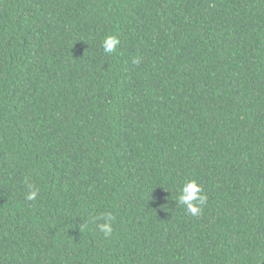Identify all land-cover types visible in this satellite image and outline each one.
<instances>
[{
  "label": "trees",
  "instance_id": "obj_1",
  "mask_svg": "<svg viewBox=\"0 0 264 264\" xmlns=\"http://www.w3.org/2000/svg\"><path fill=\"white\" fill-rule=\"evenodd\" d=\"M0 264H264V0H0Z\"/></svg>",
  "mask_w": 264,
  "mask_h": 264
},
{
  "label": "clouds",
  "instance_id": "obj_2",
  "mask_svg": "<svg viewBox=\"0 0 264 264\" xmlns=\"http://www.w3.org/2000/svg\"><path fill=\"white\" fill-rule=\"evenodd\" d=\"M109 39H113V38H109ZM104 51H105L106 53H112V52H114V51H115L114 45H113L112 43H108V44L106 45V47L104 48ZM189 184H195V185H196V183H195L194 181H193V182H188L186 185H189ZM29 187L31 188V186H29ZM184 188H185V187H184ZM184 188H183V189H184ZM199 189H200V188H199ZM200 190H201V189H200ZM200 192H201V191H200ZM36 195H37L36 191H30L26 198H27L28 200H34V199L36 198ZM196 200H198V201H199V204L202 205V204H204V203L206 202V197L200 195V193H199V194H198V198H197ZM180 203L186 205L188 211H189L192 215H196V214L198 213V211H199L198 207L188 205V204L185 202L183 195H181V197H180ZM104 219H105L106 222H105L104 224L99 225V228H100V230H101V231L107 236V235H110L111 232H112V228H111V225H110V223H109V221L112 219V217H111V215L109 214V215L105 216Z\"/></svg>",
  "mask_w": 264,
  "mask_h": 264
}]
</instances>
